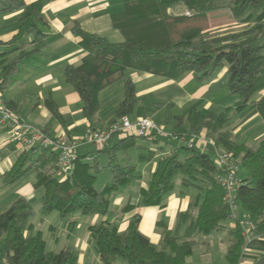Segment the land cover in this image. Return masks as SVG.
Returning <instances> with one entry per match:
<instances>
[{
	"label": "trees",
	"instance_id": "obj_1",
	"mask_svg": "<svg viewBox=\"0 0 264 264\" xmlns=\"http://www.w3.org/2000/svg\"><path fill=\"white\" fill-rule=\"evenodd\" d=\"M51 1L55 0L32 3L0 0V17L21 11L16 33L8 40H0L3 50L0 54L1 91L23 63L46 47L47 21L43 9ZM123 2L124 11L113 16L114 28L125 37L122 42H111L103 35L88 33L79 24L73 27L87 55L80 65L66 66L64 76L84 102L86 116L94 121L101 108L99 93L116 80L125 78L128 70L170 79L193 73L197 79L205 80L212 77L218 67L227 65V87L239 97L234 107L221 113H204L192 106L179 116L173 117L168 112L166 121L175 119L181 127L187 120V131L175 128L173 132L189 136L205 132L218 149L234 155L246 171L237 188L238 203L253 222L254 235L263 237L264 139L257 147H251L238 144L233 132L254 115L264 120V94L259 100L253 99L264 91V0ZM223 11H229L243 28L224 35L214 34L212 16ZM136 101L135 84L125 78V96L116 111L118 120L133 112ZM50 108L56 112L53 105ZM233 108L240 113V122L232 130H226ZM136 143L137 137L128 135L110 149L102 146L99 150L78 154L74 170L64 179L57 176L60 162L55 151L23 150L5 174V180L13 184L35 174V186L45 191L41 222L54 212L66 221L76 212L106 216L112 195L138 178L135 165H123L117 156ZM182 150H186V155L180 153ZM181 151L158 160L147 187L141 189V202L145 206L164 207L165 196L174 190L175 179L180 174L185 187L200 189L202 201H195L189 211L179 215L175 230L163 227L160 245L151 243L141 233L139 215L124 233L118 232L108 221L91 225V237L103 264H113L117 258L124 259L126 264H186L198 236L225 228L230 210L224 199L225 190L218 182L214 155L202 151L197 144L182 147ZM100 154L107 155L106 167L112 176L102 189L96 187L97 175L105 168ZM89 157L92 160H88ZM36 219L35 207L25 198H18L0 213V264H78V256L72 248L50 249L44 233L35 228ZM68 225L75 226L76 221ZM182 226H185L183 236L180 235ZM230 232L233 237L227 259L230 264H239L247 242L240 219Z\"/></svg>",
	"mask_w": 264,
	"mask_h": 264
},
{
	"label": "crops",
	"instance_id": "obj_2",
	"mask_svg": "<svg viewBox=\"0 0 264 264\" xmlns=\"http://www.w3.org/2000/svg\"><path fill=\"white\" fill-rule=\"evenodd\" d=\"M34 1L37 0H27L28 3ZM123 11V0H55L47 2L43 9L47 21L46 47L23 63L20 71L11 77L2 91L6 104L23 120L55 138L62 135L77 138L82 136L89 126L101 129L118 121L116 111L125 96V78L131 79L136 87L137 101L133 112L128 116L132 120L139 117H151L145 114L146 108L150 106L157 110L167 107L171 116L175 117L182 115L189 107L194 106L199 109L197 104L201 105L202 102H205L203 108L199 110L204 113L213 112L210 111L212 102H206V96L196 90L200 86L196 82L203 80L197 79L193 73H188L179 79H170L143 71L128 70L125 78L116 80L99 93L101 108L94 121L89 120L84 112V102L74 86L64 76L66 66L80 65L87 55V51L81 45V38L74 34L73 27L79 24L88 33L103 35L111 42H122L124 38L122 40H113L114 38L111 40L110 38L120 37L122 34L114 28L113 16ZM20 14L21 11H18L0 17L1 21L16 23L9 36H0V40H8L16 33ZM233 22L234 25L241 26L239 22L235 20ZM2 52L3 50L0 48V54ZM211 79L212 77L205 80ZM263 94L264 91L259 93L256 100H259ZM49 105H53L56 112L51 110ZM176 110L180 111L179 114L174 113ZM258 116H253L245 124L256 120ZM166 119L167 117L164 125L168 131H173L175 128L178 131L189 129L187 120H184L180 127L175 119L170 122H167ZM245 124H240L234 131L244 127ZM200 136L198 147L206 153H208L206 150L210 148L213 151L211 155H214L215 148L210 142L212 140L206 137L205 132ZM124 137L116 135L103 147L110 149ZM20 146L8 130L0 131V213L7 210L18 198H25L33 204L35 209L40 208V214L41 201L45 191L44 188L35 186L37 181L35 174L13 184H8L5 180V174L11 169L18 154L22 151ZM101 147L83 145L79 148V155L91 150H99ZM181 148L179 143L171 142L168 139L157 138L151 141L137 138L136 145L119 152L117 156L121 164L135 165V173L138 178L112 195L110 211L106 216L82 213L78 215L76 212L74 213L76 215L72 214L74 216L66 221L62 220L59 214L54 218L52 215L54 213H52L41 222L42 214L37 213L39 217L34 221L35 228L44 233L51 250L59 251L65 247L72 248L78 256V264H103L89 230L91 225L102 221L110 222L118 232L124 233L133 218L139 215L141 217L139 224L141 233L151 243L160 245L163 227L175 230L179 224V215L189 211L195 201L201 202L203 199L199 188L185 187L182 184L183 175L180 174V177L175 180L174 190L165 196L164 207L145 206L141 202V189L147 187L156 170L158 160L162 156L181 151ZM182 155L184 154L182 153ZM99 157L105 167L100 173L107 170L111 175L109 168L106 167L107 155L100 154ZM57 176L64 179L60 173ZM193 187L197 188V192L192 189ZM238 214L244 216L245 212L240 210ZM72 221H76L75 226L68 225V222ZM224 225V229L215 230L207 236L197 237L193 252L186 264H230L227 252L233 237L230 229L235 227V223L228 219ZM184 232L185 226H182L180 235L183 236ZM214 232L226 234L225 237L222 235L221 239L217 238L215 243L218 245L216 247L212 242L215 238L214 234H216ZM197 244H200L198 251H196ZM216 250L221 253L218 263L217 260L215 261ZM197 255L200 256L199 260L193 261ZM263 256L264 236L246 242L239 264H256ZM113 264H126V262L122 258H117Z\"/></svg>",
	"mask_w": 264,
	"mask_h": 264
},
{
	"label": "built area",
	"instance_id": "obj_3",
	"mask_svg": "<svg viewBox=\"0 0 264 264\" xmlns=\"http://www.w3.org/2000/svg\"><path fill=\"white\" fill-rule=\"evenodd\" d=\"M1 87V82H0ZM8 130L12 138L19 142L21 150H32L39 152L40 149H51L59 156L60 175L68 177L74 170L75 162L79 154V148L83 145L104 146L116 135L136 136L148 140L157 138L176 141L181 146L193 147L201 139L199 135L176 134L168 131L165 125L155 122L148 117H139L132 120L125 116L121 120L104 128L89 126L80 137L62 135L51 137L40 128L23 120L21 116L11 111L3 99L0 89V131ZM209 141L207 140V143ZM214 148V161L218 172V182L225 190V202L230 210V219L235 223L240 219L243 229V236L246 241L257 238L254 235V224L248 214L239 216L240 205L237 200V188L240 185V165L231 152L218 149L213 141H210ZM40 147L36 150V148ZM88 160H92L91 157Z\"/></svg>",
	"mask_w": 264,
	"mask_h": 264
},
{
	"label": "rangeland",
	"instance_id": "obj_4",
	"mask_svg": "<svg viewBox=\"0 0 264 264\" xmlns=\"http://www.w3.org/2000/svg\"><path fill=\"white\" fill-rule=\"evenodd\" d=\"M233 21L234 20L232 19V16L229 11H223V12L213 15L212 16V25H213L212 30L214 34L224 35L229 32L237 31L243 28L242 25L241 26L239 25L237 26L236 24L234 25ZM15 26H16V23L5 22L3 20L1 21V18H0V36H3V37L9 36V34L15 28ZM120 35H121L120 37L115 38V36H113L110 39L111 40L112 38H114L113 40H119V39L122 40L123 38L125 39L123 34H120ZM226 69H227V65L218 67L215 73L213 74L211 80H203V81L196 82L200 84V86L196 90H198L200 94H203L204 96H206L205 97L206 102L208 103L212 102L213 105L210 111H213L216 113H221V112L226 111V109H228L229 107L231 108L234 107L235 104L239 101V97L237 95L232 94L227 87L228 75L226 73ZM257 96L258 94H256L253 97V99H256ZM204 103L205 102H202L201 105L200 103L197 104L199 109L203 108ZM175 112L179 114L180 111L176 110L174 111V113ZM167 113H168L167 107H161L160 110H157V109L152 108V106H150V107H147L145 111L146 115L151 116L148 118H151L155 122L162 124V125L165 124V118L167 117ZM256 116H258V114ZM229 117H230V121L228 122L229 124L226 125V130H232L240 122V113L234 108L230 111ZM247 121L243 122V124H245ZM263 136H264V120L260 116H258L256 120L249 121L247 124H245L244 127L237 129L236 131L233 132V138L238 144H244V145L251 146V147L258 146ZM170 141L172 142V140ZM173 142L177 143L176 141H173ZM182 147H186V146H182ZM206 151L210 154H213V151H211L210 148L207 149ZM182 153L186 155L187 152L186 150H182ZM245 174H246V171L243 168H240L239 177L242 178L243 176H245ZM178 177H180V175H178L175 180H177ZM110 181H111V175L109 171L105 170V172L100 173L98 175L96 187L98 189H102ZM192 189L195 190V192H197L196 190L197 188L195 189L193 187ZM36 210H37V213L39 214L40 208H36ZM76 214L81 215L80 212ZM39 215L37 217H39ZM52 215L55 218L58 216V213L54 212V214ZM74 215H71L69 218L71 219V217ZM214 233L216 234H214L215 238H213L214 240L212 242L214 243V246L216 247L218 245L215 243L217 238L221 239L222 235L225 237L226 234L224 232L223 234H220L218 232H214ZM199 247H200V244H197L196 251H198ZM216 253L217 255L215 256L216 258L215 261L217 260L216 262L218 263L219 260L221 259V253L217 250H216ZM199 258L200 256L197 255L193 258V261H198Z\"/></svg>",
	"mask_w": 264,
	"mask_h": 264
},
{
	"label": "water",
	"instance_id": "obj_5",
	"mask_svg": "<svg viewBox=\"0 0 264 264\" xmlns=\"http://www.w3.org/2000/svg\"><path fill=\"white\" fill-rule=\"evenodd\" d=\"M256 264H264V256L258 260Z\"/></svg>",
	"mask_w": 264,
	"mask_h": 264
}]
</instances>
